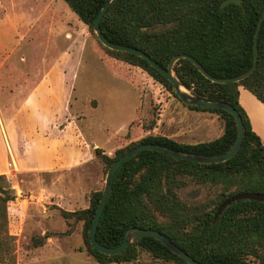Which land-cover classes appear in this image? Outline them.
I'll return each mask as SVG.
<instances>
[{
	"label": "trees",
	"instance_id": "trees-1",
	"mask_svg": "<svg viewBox=\"0 0 264 264\" xmlns=\"http://www.w3.org/2000/svg\"><path fill=\"white\" fill-rule=\"evenodd\" d=\"M89 33L104 0H62ZM221 0H111L99 21V29L110 42L135 47L161 67L176 54L192 57L215 78H228L248 69L252 63V41L264 0H241L219 10ZM254 69L239 81H211L184 57L172 65L179 83L192 95L222 101L239 114L243 136L236 152L215 163H198L143 149L116 169L109 197L99 216L95 239L111 247L118 245L128 227L149 228L164 234L200 264H264V141L252 130L248 116L238 102V86L264 104V18L256 36ZM120 61L147 72L188 109L216 114L221 133L208 140L182 143L164 135H147L114 150L112 156L93 148L104 166L141 143H156L171 149L215 155L229 149L235 135L233 117L219 108L185 104L172 84L146 61L134 54L108 49ZM186 176L205 184L212 194L204 200H183L176 188ZM101 190H92L84 208H58L64 219L81 222L84 250L98 263H123L139 252L173 264H187L152 237H142L114 254L101 253L88 242L87 230ZM14 198L0 174V264H14L13 236L8 233L6 203ZM50 234L33 237L40 244Z\"/></svg>",
	"mask_w": 264,
	"mask_h": 264
},
{
	"label": "rangeland",
	"instance_id": "rangeland-1",
	"mask_svg": "<svg viewBox=\"0 0 264 264\" xmlns=\"http://www.w3.org/2000/svg\"><path fill=\"white\" fill-rule=\"evenodd\" d=\"M43 74L64 77L58 85L62 96L47 99L40 87L36 94L43 100L37 109L23 108L15 123L32 128L46 121L51 109L58 114L64 107V118L58 117L54 128L68 125L67 120L71 128L65 136L79 135V152L77 160L68 158L55 170L16 174L15 180L31 191L6 179L14 193L6 203L14 264H103L86 254L81 222L58 212L86 207L89 192L101 190L107 168L93 148L112 156L147 135L204 141L221 133L222 121L214 113L188 109L146 71L109 56L62 0H0V107L21 102L34 77ZM179 178L181 199L211 196L207 185ZM44 232L50 236L34 244L32 238ZM105 264L173 263L139 252L131 262Z\"/></svg>",
	"mask_w": 264,
	"mask_h": 264
},
{
	"label": "crops",
	"instance_id": "crops-1",
	"mask_svg": "<svg viewBox=\"0 0 264 264\" xmlns=\"http://www.w3.org/2000/svg\"><path fill=\"white\" fill-rule=\"evenodd\" d=\"M55 77L52 78L49 74H43L38 78L35 76L33 86L21 102L17 105L9 102L0 107V174L4 175L8 181L15 182L22 191H31V188L22 184L20 179L15 180L16 174L46 173L61 166L68 158L72 162L77 160L79 135L72 131L68 137L65 136L66 129L71 128L67 120L68 125L60 129L54 128V122L58 117L64 118V107L58 114L51 109L47 120L37 121L38 123H34L32 128L25 125L18 126L15 123L23 108L37 109L38 103L43 100L42 95L36 94L40 87L46 93L47 99L61 94V91H58V85L63 83L64 77ZM33 99L36 100L29 102ZM238 102L247 114L252 130L264 141V104L242 86H238Z\"/></svg>",
	"mask_w": 264,
	"mask_h": 264
},
{
	"label": "water",
	"instance_id": "water-1",
	"mask_svg": "<svg viewBox=\"0 0 264 264\" xmlns=\"http://www.w3.org/2000/svg\"><path fill=\"white\" fill-rule=\"evenodd\" d=\"M111 0H104L101 7L97 11L95 17L92 20L91 28L92 31L96 37V39L99 41L100 44H102L104 47L112 50H119L127 53H131L136 55L137 57L143 59L146 61V63L152 67L154 70H156L159 74L164 76L173 86L174 93L176 96L185 104H193V105H198L201 107H206V108H219L222 109L226 112H228L232 117L236 125V135L235 138L229 147V149L223 153L220 154H215V155H200V154H195V153H190V152H185V151H180V150H175L171 149L156 143H141L134 145L130 148H128L125 152H123L120 156L115 158L108 168L106 169L105 176H104V182L103 186L100 191V196L97 202V205L94 209L90 225L87 230V237H88V242L89 244L96 249L97 251L101 253H106V254H114L118 253L121 250H123L125 247L130 245L131 243L137 241L139 238L142 237H152L156 240H158L160 243H162L167 249L175 253L179 258H181L184 262L187 264H200L193 258H191L188 254H186L182 249H180L178 246H176L171 240H169L164 234L153 230L149 228H141L137 226H132L128 227L124 233H123V238L122 241L116 245V246H111L107 247L104 246L100 243H98L95 239V228L99 219V216L102 212V209L109 197L111 186H112V179L113 175L116 171V169L119 167V165L124 162L126 159L129 157L133 156L135 153H137L140 150L143 149H148V150H154L157 152H160L162 154L168 155L173 158H178V159H183L187 161H192V162H198V163H215V162H221L226 159H228L230 156H232L236 150L238 149L242 136H243V125L240 119L239 114L236 112V110L229 104L222 102V101H209L206 99L199 98L197 96L192 95L189 93L176 79V77L173 75L172 72V65L174 61L178 58L184 57L187 58L195 67L196 69L200 72L202 76L205 78L215 81V82H224V81H239L240 79L244 78L247 76L255 67L256 65V60H257V48H256V36L257 32L259 30L261 21L264 18V8L262 9L256 25H255V30H254V35H253V41H252V63L248 69L245 71L241 72L238 75L228 77V78H215L207 74L203 68L190 56L186 54H176L173 55L167 62L166 66L163 68L159 64H157L154 60H152L148 55H146L144 52L141 50L131 47L128 45H123V44H118V43H113L104 38L102 35L100 29H99V21L105 12L107 6L109 5ZM234 3L237 5H241V0H221L218 9L221 10L223 9L226 5Z\"/></svg>",
	"mask_w": 264,
	"mask_h": 264
}]
</instances>
